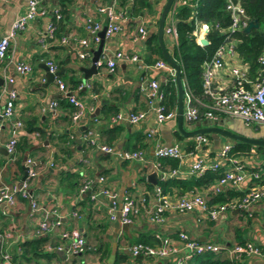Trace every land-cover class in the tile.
<instances>
[{"label": "crops", "instance_id": "crops-1", "mask_svg": "<svg viewBox=\"0 0 264 264\" xmlns=\"http://www.w3.org/2000/svg\"><path fill=\"white\" fill-rule=\"evenodd\" d=\"M165 1L147 0L148 5H142L141 0H41L45 15L28 21L25 28L9 43L6 57L0 63V184L22 182L26 178L24 161L27 157L31 158L36 176L28 182V192L40 210L32 211L30 200L20 196H17L13 205L1 203L0 228L5 234L3 247L13 257L19 252L22 243L44 237L46 243L63 244L65 248L66 242L60 238L61 232L72 229L82 233L88 246V250L76 255L63 250L51 253L54 256L50 260L38 258L30 262H19L17 259L13 264H49L53 259L61 264H173L175 258L132 257L129 247L138 243L140 237L153 242L156 234L176 238L179 232H185L199 242L211 241L225 245L226 248L251 241L260 248V255L242 256L239 262L264 264V197L254 205L250 214L232 210L217 222L207 219L197 222L196 214L172 212L165 213L162 224H155L148 219L146 212L155 203V185L147 181V175L155 170L158 181L161 172L170 169L167 164L162 169L155 157L156 142L166 146L178 145L183 151L196 152L192 157L185 155L178 162L176 168L179 173L176 179L193 176L189 169L196 155L204 151L208 156H213L225 144L231 143L225 137L212 133L207 136L208 144L203 146L205 150L199 151L193 149L194 137L183 136L177 131L176 115L156 125L155 110L159 100L157 97L149 98L145 88L151 80H157L159 85L163 83L164 87L166 81L170 78L174 80V77L164 69L152 67L163 56L152 51L147 40L157 32ZM26 6L27 0H0V40ZM56 9L62 14L61 23L54 38L43 41L47 23L53 19ZM109 12L120 14L116 20L119 30L105 37L100 58L105 62L106 58H115L116 52H121L122 58L117 59L112 72L103 64L98 67L97 74L83 81L84 74L80 68L90 67L92 50L100 42V37L99 42H95V36L87 28L86 19L89 17L104 26L108 22ZM140 27L145 28V36L139 33ZM63 37L67 38L66 42L61 41ZM80 40H85L87 46L83 47ZM163 44L171 56L174 39L164 33ZM85 49L89 55L80 58L79 53ZM134 55L137 57L135 61L130 59ZM47 60L56 64L57 71H60L57 77L64 82L68 92L82 102L83 116L79 121L73 122L71 114L60 107L59 99L66 97L58 89L56 79L46 81L43 67ZM19 63L29 64L31 72H18L16 66ZM231 63L229 61L223 70L215 74L213 85L216 89H231L232 79L228 75ZM73 80L78 83L74 85ZM10 90L15 91L16 97L13 113L5 118L1 112ZM52 101L58 103L55 109L49 107ZM192 101L200 112H204L209 104L206 95ZM130 111L146 112V117L135 124L127 119L115 123L110 121L114 114H127ZM226 117L217 115L215 120ZM17 120L23 123V129L18 137L16 153L12 156L7 153L5 145L11 137L12 125ZM206 120H184L183 128L192 131L201 127ZM26 125L39 130L28 131ZM244 125L245 128L240 126L243 130L249 127ZM251 126L254 131H264V128L255 130L256 125ZM151 128H156L157 133L148 137ZM89 130L95 133L96 144L86 141L85 134ZM99 145L110 146L112 152H103ZM133 151H141L146 162L122 157L124 152ZM247 160L249 165L258 164L261 156L253 152ZM101 175L104 176L103 183L98 180ZM83 182H88L89 189L81 193ZM249 186L247 180L241 190ZM103 188L115 195L118 209L126 196L135 200L146 196V209L141 208L132 217L130 226L123 228L118 219V210L114 212L115 219L110 218L111 199L101 192ZM221 189L228 190L226 187ZM177 191L172 187L170 193ZM91 195L95 197L92 199ZM45 218L59 220V227L41 234L38 224ZM117 255L125 258L115 262ZM215 255L231 260L227 250ZM190 262L188 260L184 264Z\"/></svg>", "mask_w": 264, "mask_h": 264}, {"label": "built area", "instance_id": "built-area-1", "mask_svg": "<svg viewBox=\"0 0 264 264\" xmlns=\"http://www.w3.org/2000/svg\"><path fill=\"white\" fill-rule=\"evenodd\" d=\"M41 0H27L25 11L19 15L11 24L8 33L0 40V63L5 59L9 47V43L15 38L17 33L23 30L28 21L38 17L44 16L45 10L41 6ZM187 5L194 7L195 3L192 0H174L171 8L167 13L165 19L164 33L170 35L176 41V34L174 29L175 24V9L178 6ZM104 10V9H102ZM226 11L230 16V25L225 29H220L221 32L227 34L225 41L217 47L210 60L204 62L202 66L201 78L203 93L209 99V104L204 112H199L197 107L193 104L192 97L186 92L183 103V117L187 122H195L201 118L215 119L217 115L231 116L242 120L246 125H256L257 128H264V52L260 54L257 61L261 68L257 73L255 79L248 77V67L239 58L235 47L238 40L233 38L231 34L234 32L242 31L248 25L249 19L246 17L244 10L240 4V0H226ZM62 14L58 9L53 12V19L47 23L46 31L43 37L45 39L54 38L57 23L61 20ZM120 17L119 13L108 14V22L104 25V37H110L119 30L116 23L117 18ZM195 29L193 34L196 37V42L199 45V37H205L208 32L209 26L205 23L198 21L194 22ZM87 28L95 36V42H99V31L104 27L101 23L94 21L91 18L86 19ZM215 28H219L216 24ZM139 33L145 36L146 30L144 27L139 28ZM62 42H66L67 38H61ZM83 47H86V41L80 40ZM88 51L85 49L79 53L80 58L88 56ZM121 52H116L115 58H106L105 62L99 58L96 61V66L100 67L103 64L112 72L117 63V59L122 58ZM131 60L135 61L137 57L131 56ZM232 62L228 75L232 79V87L230 90H218L214 87L215 74L223 70L228 62ZM49 72H57L56 64L51 61H45ZM155 69H164L169 75L174 77V69L166 63L164 59H159L152 65ZM16 70L22 74L30 73L31 66L27 63H19ZM58 89L65 95L68 102L73 105L74 110L71 113V120L73 122L79 121L83 116L84 106L75 96L68 92L64 82L57 76L55 77ZM11 82L12 79L10 78ZM88 86V84L86 85ZM81 87V85L79 86ZM159 82L151 80L147 88V95L149 98H158L159 104L155 110L156 125L162 123L164 120L175 117L176 110L164 113V108L160 105L161 93H158ZM16 93L10 90L7 94V99L3 105L1 115L9 118L13 113L14 100ZM58 103L52 101L49 103L50 109H55ZM146 117V112L143 111H130L127 114L118 112L110 117L112 123L127 119L130 123H138ZM13 130L11 137L8 139L5 147L7 153L14 155L17 149L18 137L23 129V123L17 120L13 123ZM156 128L149 129L147 136L152 137L156 135ZM95 133L89 130L85 134V139L89 144H96L94 139ZM195 150H205L203 146L208 144V138L203 135L194 137ZM99 148L106 153H111L112 148L106 145H99ZM231 143L225 144L216 154L208 156L206 152L193 157L189 173L193 176H200L205 171L222 170L221 176L212 184L202 187L200 189L190 190L184 194H166L163 193L161 188L157 185L153 189V197L155 199L154 206L151 210H147V216L150 222L155 224H162L165 220L164 215L167 212L176 214L193 213L196 214V221L200 222L207 219L210 222H217L224 218V216L232 210H240L250 214L252 208L264 197V184H260L261 171L259 167L261 162L249 165L248 157L251 156L255 150L251 149V154L248 156L232 157L229 155ZM254 150V151H253ZM194 151H183L178 145L166 146L159 142L154 144V155L157 159L160 158H174L179 161L185 155L193 156ZM122 157L126 160L136 159L140 162H146L145 156L141 151L124 152ZM247 161V162H245ZM24 164L27 168L26 178L18 184H0V204L13 205L16 202L17 196L30 200L32 211H39V205L32 200L31 194L28 192V182L36 176V171L31 158H26ZM158 170V168H156ZM179 171L177 168H172L166 172H161L160 180L168 178H175ZM98 180L104 182V176H99ZM250 182V186L245 190H241L242 185L246 181ZM221 187L234 189L237 191H244L243 196L232 199L223 204H210L209 200L212 196L222 191ZM89 189L88 182L81 184L80 192L84 193ZM111 199V206L109 208V215L111 219H115L114 212L118 210L119 221L122 224L131 222L132 217L139 213L141 208L146 209L147 197L143 196L135 200L131 196H126L120 205L117 207V202L114 200L115 195L109 189L103 188L101 190ZM95 195H91L93 199ZM59 220L42 219L38 224L39 232L46 233L53 227H59ZM4 232L0 228V264H13L12 256L7 252L4 247ZM60 238L66 242V247L63 244H52L47 242L44 246L48 253H56L65 250L68 254H80L88 250L86 239L77 229L61 232ZM155 244H145L142 242L135 243L129 247V252L132 257L141 256L149 259H170L175 258L173 264H184L191 260L194 256L202 255L205 253L218 254L224 250L230 254L231 260L240 259L242 256L247 255H260V248L253 244L251 241H246L240 244H235L232 247L216 244L214 242H199L197 239L190 237L185 232H179L176 238L163 236L160 234L155 235ZM49 264H61L57 259H53ZM91 264V263H89ZM97 264V263H94Z\"/></svg>", "mask_w": 264, "mask_h": 264}, {"label": "trees", "instance_id": "trees-1", "mask_svg": "<svg viewBox=\"0 0 264 264\" xmlns=\"http://www.w3.org/2000/svg\"><path fill=\"white\" fill-rule=\"evenodd\" d=\"M192 1L195 3L194 7L182 5L175 9L176 21L174 29L176 41L171 57L179 64L181 78L187 93L193 99H200L205 95L202 88V66L204 62L211 59L217 47L225 41L227 34L221 32L220 29H225L230 25V16L226 11V0ZM141 4L148 5L147 0H141ZM240 4L246 17L249 20L257 21L259 24L257 28L251 29L247 34L242 31L231 34L233 38L238 40L235 50L241 61L248 67V77L253 80L257 77V73L261 68L257 59L260 54L264 52V0H240ZM195 21L205 23L209 26L208 32L205 35L207 45H199L196 42V37L193 34ZM60 23L61 20L58 21L57 27ZM216 24L219 25V28H215ZM147 44L152 51L156 52L159 56H162L161 49L157 42L156 33L151 35L147 40ZM72 83L76 85L78 82L73 80ZM59 101L60 107L68 111L70 114L73 112L74 107L68 102L67 98H61ZM160 105L163 106L164 113L174 111L176 108V85L173 78L168 79L163 87ZM26 126L28 131L39 130L31 125ZM177 136L180 135L177 133ZM205 136H208V134H205ZM230 142L231 148L229 150V155L232 157L248 156L251 154V149H254L256 154H263L261 155V164L258 170L261 171L259 183L264 184V147L243 142ZM158 160L162 169L164 164L169 165L170 169L176 168L179 162V160L174 158H160ZM221 174L222 170H207L200 176H191L187 179L170 178L166 180H158L156 185L166 194L167 192L170 193L172 187H175L178 190L176 194L180 195L190 190L200 189L214 183ZM243 194L244 191L228 189L212 196L209 203L223 204L232 199L239 198L243 196ZM138 241L145 244H153L156 240L154 239L152 242L144 237H140ZM45 243L46 238L44 237H39L22 243L19 252L12 257V262H16L17 259L19 262H30L31 260H36L38 258H46L50 260L54 254L45 251ZM123 258H125V256L117 255L115 262H118ZM189 264H241V262H239V259L229 260L227 258H220L213 253H205L194 256Z\"/></svg>", "mask_w": 264, "mask_h": 264}, {"label": "water", "instance_id": "water-1", "mask_svg": "<svg viewBox=\"0 0 264 264\" xmlns=\"http://www.w3.org/2000/svg\"><path fill=\"white\" fill-rule=\"evenodd\" d=\"M174 0H166L163 8L160 12L159 20H158V26H157V42L161 49L163 59L166 61L168 65H170L174 69V81L176 85V119H177V131L186 137H195L197 135H203V134H217L225 137L226 139L233 141V142H243L255 146H263L264 147V131H254L252 130V126L249 125L248 128L245 130L241 129L240 126H243L245 128L244 123L234 117L228 116L225 119L222 120H215V119H208L205 122L202 123V126L194 129L192 131H185L183 128L184 124V117H183V103H184V96H185V87L183 84V80L181 78V72L179 64L173 60V58L168 54L167 50L165 49V46L163 44V35H164V28H165V19L167 17V13L169 9L171 8V5L173 4ZM259 26L258 22L255 20H250L248 25L243 29V33L247 34L250 32L251 29L257 28ZM104 32H105V26L99 31L98 36L100 37V42L95 50H92V57H91V65L90 67H82L80 70L83 72L84 77L83 81L87 80L89 77H91L93 74H97L98 67L96 66V61L101 57L102 49L104 45ZM199 43L202 45H207V40L205 37L199 38ZM45 70V79L47 82H50L51 80H54L56 76L59 75L60 71H57L55 73H51L48 70V67L44 65ZM163 83L159 85L158 93H161L163 88ZM200 125V124H198ZM256 128L255 130H257ZM27 171V168H25ZM26 176V173L24 175V178ZM23 178V179H24ZM158 178L157 172L154 170L150 172L147 175V181L153 185H156ZM123 228L125 226H130L129 224H123Z\"/></svg>", "mask_w": 264, "mask_h": 264}, {"label": "rangeland", "instance_id": "rangeland-1", "mask_svg": "<svg viewBox=\"0 0 264 264\" xmlns=\"http://www.w3.org/2000/svg\"><path fill=\"white\" fill-rule=\"evenodd\" d=\"M261 155H263V154H261ZM261 155H260V156H261ZM261 158H262V157H261Z\"/></svg>", "mask_w": 264, "mask_h": 264}]
</instances>
